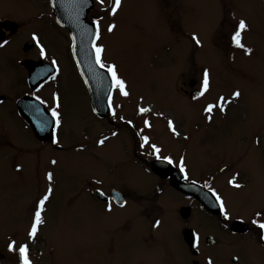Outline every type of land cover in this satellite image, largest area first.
<instances>
[{
	"label": "rangeland",
	"instance_id": "1",
	"mask_svg": "<svg viewBox=\"0 0 264 264\" xmlns=\"http://www.w3.org/2000/svg\"><path fill=\"white\" fill-rule=\"evenodd\" d=\"M97 4L88 20L105 14L98 44L105 49L104 62L117 66L130 91L129 97L115 99L118 115L140 123L142 128L143 118L136 114L138 106L164 112L174 119L181 136L174 137L167 121L154 113L146 117L153 127L143 133L162 148L163 155L174 158L182 155L188 177L194 180H199L205 170L215 171L228 164L246 169L249 176H242L241 180L256 182L258 189H247L246 194L242 192L244 189H235L230 195L232 189L225 188L222 178H218L219 194L224 196L227 207L231 202L232 207L236 206V212L238 202L244 204L246 212L259 207L263 196L264 210V0H123L115 17L105 10L111 7L112 0H105L104 8ZM0 18L26 24L18 35L19 43L37 24L51 21L50 11L38 0H0ZM240 19H245L249 26L243 34V43L253 49L251 56L231 43ZM110 24L117 25L111 33L107 31ZM193 33L201 38L203 47L194 44ZM56 34L61 37L59 32ZM16 43L15 40L13 46ZM53 48L59 55L61 71L53 93L59 94L62 103L63 124L57 145L62 151L45 149L21 156L20 152L11 151L13 158L16 155L19 171L9 165L13 159L0 158V242L14 239L17 245L28 243L33 264H100L94 257L101 240L113 237L121 241L119 219L127 214L129 218H138L150 212L149 197L156 181L147 169L139 167L142 161L135 159L134 163L132 145L130 149L122 146L121 139L128 135L120 134L97 147L102 132L100 125L96 128L94 124L99 121L90 112L86 92L81 91L73 67L66 61L63 39H57ZM204 69L210 72L211 90L205 97L190 102L188 94L193 88L188 84L194 81L195 88L200 89ZM3 72L0 67V75ZM4 78L0 76V85ZM236 90L241 96L233 100L231 94ZM182 91H187V98ZM220 96L226 98L227 111L214 109L209 122L203 110ZM112 121L113 126L104 121L108 133L122 122ZM245 131L251 138L263 135V160L259 161L256 151L260 148L253 140L245 143L238 140V133ZM0 132L7 134L8 141L19 151L33 152L36 148L18 120L7 119L4 112L0 113ZM53 159L56 165L51 163ZM49 171L54 173L51 185L54 191L46 204V222L35 243L32 242L35 245L30 247L31 240L27 239L30 215L34 204L47 191ZM98 180L101 183H96ZM113 190L127 197L130 202L127 208L113 206L112 212H108L107 205L95 195L96 192L108 195ZM238 196L246 200H238ZM166 201L165 219L170 218L165 213L172 214L174 208L186 203L180 197H169ZM159 202L156 199L154 204ZM197 218V224L203 227V217ZM164 227L165 231L169 229L162 225L160 235L165 233ZM134 230L129 227L137 237ZM2 252L0 264H18L14 255Z\"/></svg>",
	"mask_w": 264,
	"mask_h": 264
},
{
	"label": "flooded vegetation",
	"instance_id": "2",
	"mask_svg": "<svg viewBox=\"0 0 264 264\" xmlns=\"http://www.w3.org/2000/svg\"><path fill=\"white\" fill-rule=\"evenodd\" d=\"M38 1H42L45 8L47 7V12L50 11L48 0ZM34 2H36V0H34ZM94 3L95 6L93 10L95 11L96 6H98V2L94 0ZM99 6H103L104 8L105 4H99ZM50 15L51 21L43 20V24H37L31 34L20 43L18 41V35L21 33L26 24H21L20 21L0 18V41L5 39L9 41L7 45L0 47V67L5 70V72L0 75L1 77H5L2 85H0V113L4 112L7 119L12 117L13 119L15 118L18 120L26 132L29 133L36 145L33 152L28 150L19 151V149L14 147L8 141L7 134L0 132V158L5 159L6 161L13 159L12 163H9V165L13 170L18 171V161L16 155L13 158L11 151L20 152V156L26 153L36 154L44 151L45 149L62 151L61 148L52 143L53 136L52 139L47 142L39 141L34 136L31 127L28 125L24 117L20 115L19 106H25L23 113H25L26 118H28V113L31 116L35 115L32 108V106L37 103L34 99L35 95H39L42 99H44L47 102L48 107L53 105V90L56 87L55 83L60 79L61 71L56 80H51L49 78L47 79V82H45L42 78L37 79V73H43L44 69L50 67L52 59H55L58 62L59 55H56L53 51L55 50L53 45L57 42V39H63L66 46V61L72 65L74 74H76V78L78 82H80L81 91L83 89L84 93L86 92L90 112L100 122H96L94 124V127L96 126L97 128L99 124L101 128L102 133H100L101 137H99L98 140L104 136H108L109 139H115L117 136H120V134L128 135L129 138L128 136H125L121 139L123 141L122 146L129 147L130 149V144L132 145V158L134 163H136L135 159L142 161L143 163L139 167L147 169L156 181V185L153 187L154 191L149 197V201H152V204H150V212H148L146 216L138 218H134V216L129 218L127 214L126 216H123L122 219H119L122 220V227L119 230L121 235H123L121 241H118L115 238L113 239V237L109 241L101 240L98 245L99 252L96 253L94 257L96 261L98 260L100 264H206L207 258L211 256L214 264H263L264 240L261 239L262 233L251 223L252 219L257 218L255 217V213L263 210V196L261 197L262 203L259 207L249 209L246 212H243L245 209L243 203L240 204L238 202V212L235 211L236 206L232 207V202L230 206L227 207L226 205L231 217V219L226 221L219 208L214 210V212H207L201 206L197 197L173 189L170 185L171 176L168 177L167 175L166 178H161L153 174L150 170L151 163L157 160L155 157H150L146 154L149 149H141L139 147L140 140L139 136L136 135V132L140 129V123L134 122L136 125L135 128L123 121L121 123H117L114 127L115 131L113 130L112 132H117L118 135L112 136V132L108 133V129L104 124L107 122L111 126L115 125V122L112 121L113 118L111 116V112L109 117L106 119H101L93 113L90 95L83 85L70 55V39L68 33L53 23L51 11ZM104 15L102 18L105 17ZM98 18L99 17L96 15L91 16L92 20ZM101 27L102 24L100 25V29ZM56 32H59L61 37H59ZM33 33H36L40 38L41 43L46 49L48 59L40 57L39 48L31 39ZM15 40L17 43L13 46ZM42 84L43 87H41ZM195 87L196 84L194 87L190 88H193L192 91L196 90L199 92V87ZM37 89H39V91H37ZM182 93L187 98V91H182ZM190 93L188 94V98H190ZM117 97L122 99V96L118 93H112L113 106ZM195 100L196 99L193 98L189 99L190 102ZM28 107L31 109L30 112L27 110ZM120 107V111H122L123 114V105H120ZM20 111L22 113V109ZM32 118L36 119L37 117L33 116ZM93 130L96 129L94 128ZM238 134L239 141L243 140L244 143L247 141H254L255 146L260 148L256 151L259 161L263 160V135L258 136L257 138H251V134L247 133V131H245L244 134ZM96 145L97 147H100L98 143H96ZM224 145L226 144L224 143ZM140 153L142 156H139ZM181 157L183 156L179 155L177 158L172 157L176 163L172 165V168L169 167V169L174 171L177 175L183 174L179 171L178 167ZM137 164L139 165L138 162ZM262 168L263 167H260V170H262ZM221 169H223V171H221ZM237 173L239 174L237 176V182L243 185V187L240 188L244 189L242 191L243 193L246 194L247 189H258V184L256 182H253V185L250 184L251 180L249 181V179L248 182L241 180L242 176H249V171L241 167L235 169V165L231 166V164H228L226 167H218L215 171L205 170L200 176H198L199 180L190 178L185 180L183 176L176 177L178 179L181 177L182 183H185L186 185L200 186L204 191H208V188L204 186L205 183H208L215 188L217 192L221 189L218 178H222V182L226 185L225 188L232 189V191H229V194L232 195L235 188L229 185L228 181L232 179L233 176H236ZM192 181H195L196 183L193 184ZM117 193L121 196L122 201L127 200L128 203L125 207L121 208L117 207L111 200L112 205L117 209L127 208L130 204L129 200L121 192L117 191ZM109 195L110 194H106V196ZM169 197H173L175 199L179 197L183 198L186 203L183 206L174 208L175 211L172 214L165 213L167 217L170 216L169 219H165L163 215L166 209V200L169 199ZM242 197L244 196H238V200ZM222 198L225 201L224 196H222ZM156 199H159L160 201L157 205L154 204ZM243 200H246V198H242V201ZM108 201L101 203L107 205ZM228 203L229 202H227V204ZM35 205L36 203L34 204V207ZM155 208L157 210H155ZM180 209H188V213L186 215H182L179 212ZM32 217L33 211H31L30 215V225ZM197 217H203V227L197 224V220L199 219ZM259 219L264 220V217H260ZM156 220L161 221L160 227L164 225L166 227L168 226L169 229L165 231L166 228L164 227L163 230L165 233L160 235V227L156 228L153 226L154 221ZM135 224L137 225L135 226ZM129 227L134 228V231L137 230V237L131 233L132 231H129ZM197 234L200 237L199 248L193 247V244L195 243V236ZM32 242L35 243V241H31L30 247L35 245ZM7 245L8 243L6 242H0V252L3 251L4 253H8L10 256L14 255L15 263L19 264L18 251L9 252ZM31 252L32 250L30 249V253ZM237 256L239 257L238 262L233 259Z\"/></svg>",
	"mask_w": 264,
	"mask_h": 264
},
{
	"label": "snow or ice",
	"instance_id": "3",
	"mask_svg": "<svg viewBox=\"0 0 264 264\" xmlns=\"http://www.w3.org/2000/svg\"><path fill=\"white\" fill-rule=\"evenodd\" d=\"M97 2L100 5H104L105 0H97ZM53 6H55L54 0H53ZM122 8V0H112V5L110 8L105 9L111 16L115 17L118 14V11ZM103 18L95 19L92 23L95 25V34H94V42L92 44V48L94 50V60L95 64L99 66L101 69H105L108 74H110L111 77V86L109 89V96H108V108L111 112V116L113 119H119L120 121H123L124 123L131 125L133 128L136 127L132 119H125L124 116L118 115L116 108L113 106L112 102V93H118L119 95L123 97H129L130 91L128 90V85L124 79L120 77L117 71V66L115 64H106L103 59V53L105 51L104 47L95 41H99L101 39V20ZM117 27L116 24H110L107 28V31L109 33L113 32L114 29ZM248 23L245 19H240L238 23L235 26V30L231 35V43L236 49H240L244 52L245 55L251 56L253 53V49L251 47H247L245 43H243V34L248 30ZM31 39L36 43V46L39 48V55L43 59H48V55L46 52V49L44 45L41 43L40 38L36 33L32 34ZM191 39L194 42V44L197 47H203V41L201 38L193 33L191 35ZM8 40H2L0 41V47H4L8 44ZM72 49L75 54L76 49V43H75V36L72 37ZM79 63V62H78ZM60 73V67L58 62L55 59L51 60V66L44 69L43 73H37V79H44L45 82H47V79L56 80L58 78V75ZM43 87V84L41 85ZM211 90V77L210 72L208 69H204L202 73V82L199 89V92L196 96L193 97V99L199 100L206 96ZM39 91V89H37ZM232 99H239L241 96V92L239 90L234 91L232 94ZM35 101L37 102L35 105L32 106L34 112L36 113L37 117V124L38 127L41 130H44L48 127H51L53 129V139L52 143L55 145L60 144V138H59V131L62 128L63 124V115H62V103H61V97L59 94H54L53 96V105L51 107L47 106V102L42 99L39 95L34 96ZM141 100L143 98L141 97ZM225 101L226 98L223 96H220L218 98V101L216 103H209L204 108V112L207 114V119L209 122L212 121L213 116L212 113L214 109H218L221 112L227 111L225 108ZM230 103V101H229ZM41 106H44L43 108ZM95 111V109H94ZM155 114L158 118H163L167 121V127L171 134L174 137H180L181 131L177 128L174 119L169 118L164 112L155 111L153 107L151 106H138L136 109L137 116L143 118V127L139 129V131L136 132V135L139 136V147L141 149H150L146 152V154L150 157H155L157 161L160 162H166L169 165H173L176 162L173 160L172 156L170 155H162V148L158 146L156 143L152 142V138L149 135L143 134L146 129H151L153 127V123L150 119L146 118L147 116L151 114ZM112 136H117V132H112ZM187 139V137H184ZM109 139L108 136H104L103 138L99 139L97 141L98 145L103 146L105 145V142ZM259 142V141H257ZM53 165L57 164V161L53 159L51 161ZM179 171L183 173V178L185 180H188V174L187 169L185 165V160L183 157L179 160ZM19 171V168L17 169ZM223 171V169H221ZM239 174L237 173L236 176H233L232 179L228 181V184L231 185L235 189H240L243 187L240 183L237 182V176ZM46 179L48 182V188L45 194H43L42 197H40L33 209V217L32 222L30 225L29 230L27 231V239L31 241H35L37 239L38 233L41 230V226L45 224V211H46V204L50 200V197L53 195V187L52 182L54 180V173L49 171L46 174ZM96 183H101V181H96ZM192 183H196L195 181H192ZM205 187L208 188V191L212 194L213 197H215V200L218 202L219 208L221 210V213L223 214L224 219L227 221L231 219L228 209L226 207L224 199L221 197L219 192L215 188H213L210 184L205 183ZM100 195H106L103 192H100ZM127 200H123L120 202L119 206L121 208L125 207L127 205ZM113 205L111 202V199H109L107 203V211L112 212ZM255 217L252 219L251 223L256 226L258 230L261 231V239L264 240V220L259 219L260 217H264V210L257 211L255 213ZM161 225V221L156 220L154 221L153 226L156 228H159ZM199 241L200 237L197 234L195 236V243L193 244V247L199 248ZM9 252H17L19 254V264H33V261L30 259V248L28 243H21L17 245L16 240L10 239V242L7 245ZM234 261H239V257H234ZM206 264H214V261L211 256L207 258Z\"/></svg>",
	"mask_w": 264,
	"mask_h": 264
},
{
	"label": "water",
	"instance_id": "4",
	"mask_svg": "<svg viewBox=\"0 0 264 264\" xmlns=\"http://www.w3.org/2000/svg\"><path fill=\"white\" fill-rule=\"evenodd\" d=\"M54 3L55 6H53V0H49L54 22L68 32L71 45L72 37L75 36V54L72 46L71 54L78 73L90 95L92 109L93 111L95 109L94 113L100 118H105L108 116L109 111L108 96L111 86V78L95 64L94 60L92 44L94 42L95 25L87 21V16L92 11L94 4L91 0H54ZM190 85L193 86L194 84L190 83ZM195 94L196 93L193 92L191 97ZM20 108L23 113L25 106H19V113L31 127L34 136L42 142L50 141L52 137V128L48 127L41 130L38 127L37 118H32L33 116L36 117V113L33 116L28 113V118H26V114H22ZM27 110L28 112L31 111L29 107ZM152 171L163 178H166L167 175L171 176V185L176 190L197 197L203 207L209 212H214V210H216V203L210 193H204L203 191L198 190L197 187L183 185L178 181L177 177H174L175 174L167 165H164L161 162L152 163ZM96 196L100 200H106L103 198V195H100V192H96ZM179 212L182 215H186L188 209H181Z\"/></svg>",
	"mask_w": 264,
	"mask_h": 264
}]
</instances>
